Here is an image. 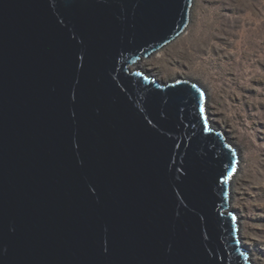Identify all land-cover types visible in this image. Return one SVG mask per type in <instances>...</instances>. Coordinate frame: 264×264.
Wrapping results in <instances>:
<instances>
[{
    "label": "water",
    "instance_id": "95a60500",
    "mask_svg": "<svg viewBox=\"0 0 264 264\" xmlns=\"http://www.w3.org/2000/svg\"><path fill=\"white\" fill-rule=\"evenodd\" d=\"M191 0H0V264H251L239 157L198 82L137 65Z\"/></svg>",
    "mask_w": 264,
    "mask_h": 264
},
{
    "label": "rangeland",
    "instance_id": "374dc122",
    "mask_svg": "<svg viewBox=\"0 0 264 264\" xmlns=\"http://www.w3.org/2000/svg\"><path fill=\"white\" fill-rule=\"evenodd\" d=\"M198 82L210 126L236 148L228 206L251 264H264V0H191L182 33L137 64Z\"/></svg>",
    "mask_w": 264,
    "mask_h": 264
},
{
    "label": "bare ground",
    "instance_id": "6f19581e",
    "mask_svg": "<svg viewBox=\"0 0 264 264\" xmlns=\"http://www.w3.org/2000/svg\"><path fill=\"white\" fill-rule=\"evenodd\" d=\"M140 60H141V59H140ZM140 60H139V61H140ZM139 61H138V62H139ZM137 64H138V63H137ZM229 208H231V207L229 206ZM238 230H239V229H238ZM247 252H248V251H246V253H247ZM247 255H248V254H247Z\"/></svg>",
    "mask_w": 264,
    "mask_h": 264
}]
</instances>
